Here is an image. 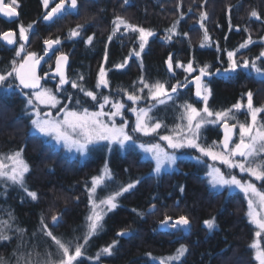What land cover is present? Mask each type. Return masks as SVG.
I'll return each instance as SVG.
<instances>
[{"label":"trees","instance_id":"trees-1","mask_svg":"<svg viewBox=\"0 0 264 264\" xmlns=\"http://www.w3.org/2000/svg\"><path fill=\"white\" fill-rule=\"evenodd\" d=\"M18 2V20L8 23L0 19V31L15 29L19 34L20 23L26 26L36 21L35 33L30 35L29 50L40 55L46 38L59 37L62 41L59 49L70 56L69 77L75 79L78 74L83 73L85 86L93 91H98L95 87L97 72L107 44L109 60L105 67L112 71L108 74L110 88L99 91L102 93H120L117 90L121 88L132 92L133 82H136V88L140 87L141 75L150 83L166 81L167 86L175 84L177 80L184 81L185 73L181 68H176L174 78L167 71L166 61L170 53L174 64L176 60L187 64L195 57L194 67L208 64L213 73L217 68H226V52H217L214 45L200 47L203 34L199 27L201 11L208 12L206 27L214 44L218 42L221 49L237 48L248 37L249 32L256 43L248 49H242L238 57L254 58L264 48V42L260 40L264 37V0H207L206 3L205 0H130L129 4H124L123 0H78V14L66 15L49 24L42 20L45 14L42 0ZM229 5L234 7L229 10ZM252 9L259 12L261 19L250 17ZM181 12L186 15L180 20L178 31L187 32L188 36H178L172 41L164 40L165 30L174 24ZM115 15L124 16L129 22L157 33L149 40L142 54L143 71L135 57H131L124 69L113 68V65L122 63L128 57L136 36L128 34L122 39L109 42L107 38ZM229 17L233 26L231 30ZM77 24L84 25L82 39L68 40L69 30ZM236 26H240L239 30ZM245 27L249 32L243 30ZM89 35H94L91 46L84 43ZM218 56L224 61L223 64L217 59ZM13 58L14 48L0 42V72L9 68ZM53 62V58L48 59L47 69L53 66ZM260 66L264 67V61L260 62ZM247 73L248 70L238 69L230 81L222 79L223 74L207 81L213 93L209 99L210 107L215 110L229 108L238 100L244 99V94L249 90L258 102H264V83L250 78ZM44 84L55 91V83L46 81ZM65 87L68 92L84 99L70 84ZM60 98L67 102L63 95ZM186 100L196 102L192 86L181 88L174 103L159 107V111L155 110V113L170 128L179 113V105ZM84 105L94 108L90 98L89 103ZM129 129L131 130V125ZM205 136L207 142H210L219 140L221 133L217 127L210 126L205 131ZM21 147L24 148V158L30 165L27 185L30 190L38 193V200L32 201L20 189L13 187L9 188L6 198L0 196V209L13 210L17 218L16 224L27 230L28 237L38 230L42 215L54 235L69 238L80 234L76 230L84 224L89 211L85 183L88 182L90 186L91 177L100 173L105 160L109 163L115 181L107 189L100 191L103 194L117 190L119 185L130 180L142 178L136 190L119 198L120 206L107 214L103 231L90 241L87 249V255L94 256L100 248L118 239L115 255L101 256L100 261L84 258L81 264H158V261H153L146 254L167 256L173 254L181 244L189 248L183 264H257L254 252L249 248L255 239V228L245 215L247 204L243 194L213 189L207 182L205 170L193 160L181 159L178 170L163 171L157 176L152 172L155 167L153 160L145 159L142 151L135 146L124 149L115 147L108 158L104 154L96 155V152L85 158L72 157L63 147L56 146L31 129L29 117L25 115V98L19 89L6 91L0 87V153L13 152ZM181 185L184 186L183 193L180 192ZM2 191L3 188L0 187V192ZM152 204L156 205L155 211H150ZM132 209L144 212V217H138ZM57 214L63 216L58 226L51 220ZM165 214L173 220L180 215H187L191 222L190 229H161L160 221ZM212 216L216 217L218 228L209 233L203 221ZM121 229H132L133 233L128 238L117 237V232ZM32 242L39 243L41 250L51 246V239L39 234L32 238ZM16 243L13 239L10 243L0 245V255L8 258Z\"/></svg>","mask_w":264,"mask_h":264},{"label":"snow or ice","instance_id":"snow-or-ice-1","mask_svg":"<svg viewBox=\"0 0 264 264\" xmlns=\"http://www.w3.org/2000/svg\"><path fill=\"white\" fill-rule=\"evenodd\" d=\"M52 0H42L44 9H49ZM207 0H205V3ZM124 4H129L130 0H123ZM123 6V5H122ZM179 6V5H178ZM18 0H0V15L7 18L9 22L18 19L19 13ZM231 10L233 5H229ZM78 0H59L51 7L49 11L42 16L45 22H55L57 19H63L69 14H78ZM191 11V8H189ZM186 14L181 12L179 18L174 24L165 30L166 35L163 38L166 41H172L178 36H188L187 32L180 33L178 26L180 20ZM251 18L261 19L259 12L252 9L249 13ZM209 14L201 11L199 14V27L203 30L200 47H216L217 52H226L227 67L217 68L215 73L210 71V65L204 64L194 67L196 63L195 57L190 59L187 64L176 60L173 63V55L170 53L166 61L167 71L175 77V68H182L185 75L184 81L177 80L176 84L167 86V82L159 80L149 82L143 75L139 77L140 87L136 88V82H133V91L128 92L127 89H118L127 96L128 101H132L133 105L141 101L148 102V107H128L126 103L113 100L110 95H104L102 92L93 91L85 86V76L80 73L75 79L67 75L66 69L69 63V56L64 52L56 55L62 41L59 37L55 39H45L43 41V55H39L34 51H26V44L30 41V35L35 33L34 25L36 21H32L26 26L23 23L18 25L19 39L13 30L0 33V40L7 46H14V58L10 61L9 68L0 72V87L6 91L19 89L25 98V115L29 117L31 129L35 130L43 137H51L57 144H61L69 151L75 149L81 155H85L95 148H107L113 150V146H119L124 149L129 146L138 147L142 153L146 154L145 159L155 161V167L152 170L154 174L159 176L165 165L172 166L177 164L180 157L177 155L178 150L192 149L197 155L191 157L197 164L203 165L207 171L205 176L207 182L213 189L218 191L227 190L232 192L239 190L244 196L247 204L245 213L249 223L255 228V239L249 245L254 252V260L257 264H264V246L261 240L264 239V105L255 106L253 102V92L249 90L244 95L246 103L238 100L229 108L215 110L209 105V99L212 96V89L209 87L206 78L209 76H221L226 82L230 81L238 69L248 70V76L255 78L259 82L264 83V67L260 66V62L264 61V48L254 58L238 59V53L242 49H248L250 45L256 43L253 40L249 29L245 27L243 30L249 32L248 37L232 50L221 49L218 42H213L206 21ZM112 23L111 33L108 41L113 39H122L128 34L136 35L138 41V50L136 48L129 51L128 57L122 63L113 65L115 69H124L128 65V60L135 57L140 62L143 71L142 53L145 52L149 44V39L155 37L157 33L152 29L133 24L124 16L115 15ZM231 18L229 17V28L232 29ZM240 26H236L239 30ZM84 25L77 24L75 28L69 30L68 40L82 39ZM227 39V37H225ZM264 41V37L260 38ZM86 45H93L94 35H89L84 41ZM191 42L189 41V44ZM55 55V70L52 78H58L55 85V91L46 88L41 83L43 77L38 75L37 69L41 62H47V59ZM16 58H19L18 60ZM221 64L224 63L220 57H217ZM109 54L107 44L103 60L99 65L97 72L96 89L108 88L110 81L108 74L111 68H106ZM199 73L195 75V73ZM48 76L49 73H45ZM191 76V79H189ZM11 81V82H10ZM18 81V83H14ZM192 83L195 84V103L187 100L179 105L180 114L176 118L179 122L169 128L164 119L153 115V111H159V106H167L169 102H175L177 94L181 88H188ZM71 85L72 89H76L80 95H74L68 92L66 85ZM147 90L146 95H142ZM64 96L66 103L60 98ZM92 103L95 110L84 107V104ZM197 103H202V107H197ZM40 105L49 108V111L42 112ZM106 106L108 110L105 111ZM30 109V110H29ZM51 109H56L53 116ZM131 112L135 115L134 124L129 131V121L125 118V112ZM244 114L248 117L245 121H240L238 116ZM120 123H117V118ZM210 126H215L223 130V136L220 140L207 142L204 132ZM161 130L167 132L161 135ZM135 134L145 137H158L156 143H139ZM160 141L166 142L165 144ZM106 142V143H105ZM171 150V151H169ZM24 148L21 147L13 152L0 153V187L3 191L0 196L7 197L9 188L20 189L26 197L32 201L38 200V193L30 190L27 185V174L30 172V165L24 158ZM209 160L212 163H209ZM227 169L223 171L217 163ZM239 170V173L246 174L247 179H242L233 170ZM127 171V169H125ZM254 178V179H253ZM115 181L114 174L109 167L108 161L105 160L104 166L100 173L91 177L89 183H85L86 194L88 197L89 211L85 217L84 224L78 226L77 232L69 238L58 237L53 234L45 222L43 215L40 218V226L37 231L28 237L27 230L16 224V216L11 209H0V245L10 243L13 239L17 241L15 248L8 258L0 255V264H81L82 259L100 261L101 256H113L118 248L119 240L114 239L110 244L103 246L94 256L87 255V249L90 241L98 236L104 229L105 217L119 205V198L124 194H131L136 190L137 186L142 182V178L130 180L126 184L118 186L117 190L110 191L106 196L100 197L98 189H107L109 184ZM260 182L258 187L256 182ZM180 192H184V186H180ZM79 199L78 197L76 198ZM155 199V197H154ZM23 202V198H22ZM156 205L150 206V211H155ZM138 217H144L145 213L137 209H132ZM6 216L7 218H3ZM62 214L53 215L52 223L58 226L62 222ZM161 226L165 230L184 231L190 229V218L187 215H180L178 219L165 214L164 219L160 221ZM209 233L218 228L216 217L212 216L203 221ZM82 229V231H81ZM133 233L132 229H121L117 232V237H130ZM51 239V246L40 249L39 243L32 242V238L37 235ZM189 248L185 244H181L173 254L161 257H155L151 253H147L153 261L158 264H183Z\"/></svg>","mask_w":264,"mask_h":264},{"label":"rangeland","instance_id":"rangeland-1","mask_svg":"<svg viewBox=\"0 0 264 264\" xmlns=\"http://www.w3.org/2000/svg\"><path fill=\"white\" fill-rule=\"evenodd\" d=\"M59 0H52V2H50V5H49V9H44L45 10V12L46 11H48V10H50L51 9V7H52V5H55V3L56 2H58ZM137 35V34H136ZM50 38V37H49ZM49 38H46V39H49ZM18 39H19V34H18ZM52 39V38H51ZM151 39V38H150ZM149 39V40H150ZM30 42H31V36H30V41H29V43H27L26 44V51H30L29 50V48L31 47V45H30ZM261 42H264V41H261ZM133 48L132 49H134V48H136L137 50H138V41H136V36L134 37V40H133ZM147 48V47H146ZM131 49V50H132ZM60 52H64L65 53V51H63V49H59L58 51H57V53H56V55H58ZM143 54V53H142ZM134 57V56H133ZM238 59H240L241 61H242V56H240V57H237ZM131 58H129V60H130ZM128 60V61H129ZM182 69V68H181ZM183 70V69H182ZM195 74H197V73H195ZM186 75V74H185ZM185 75H184V79H185ZM183 79V80H184ZM189 79H191V76H189ZM176 84V83H175ZM209 85V84H208ZM44 87H46V88H48L47 86H45V85H43ZM110 88V85H109V87L108 88H101V89H98V92L99 91H102L103 89H106V90H108ZM146 93H147V90H145V93H143L142 95H146ZM104 95H110L111 97H112V99L113 100H119V101H122V102H124V103H126V105L128 106V107H148V102H146V101H141V102H139L138 104H136V105H133V103H132V101H128L127 100V96L124 94V93H122V92H120V93H110L109 91H108V93H103ZM177 99V98H176ZM175 99V100H176ZM243 102H245L246 103V96H245V98L243 99ZM253 102H254V105L255 106H261V105H264V102H258L257 100H256V98H255V96L253 95ZM170 103H172V102H169V104ZM86 105H84V107H85ZM196 106L199 108V107H202L203 105H202V103H200V105H197L196 104ZM159 107H163V106H159ZM40 108H41V110H42V112H47V111H49V108L48 107H46V106H44V105H40ZM89 108V107H88ZM91 110H95V108H90ZM30 110V109H29ZM108 110V106H106V108H105V111H107ZM51 111H52V114H53V116H55V114H56V109H51ZM179 113L176 115V117H178L179 116V114H180V109H179V111H178ZM153 115H155V116H159L157 113H155V110L153 111V113H152ZM125 118L126 119H128V121H129V125H133L134 124V121H135V115L133 114V113H131V112H125ZM176 119V118H175ZM238 119L240 120V121H245V120H247L248 119V117L246 116V115H244V114H241V115H239L238 116ZM165 121V120H164ZM121 121H120V118L118 117L117 118V123H120ZM177 122H179L177 119L173 122V125H174V123H177ZM172 125V126H173ZM171 126V127H172ZM170 127V128H171ZM212 127H215V126H212ZM35 131V130H34ZM129 131H130V129H129ZM39 134V133H38ZM160 134L161 135H165V134H167V132L165 131H161L160 132ZM136 135V137L138 138V142L139 143H156V142H158V140H159V138L158 137H145V136H141V135H139V134H135ZM204 136H205V132H204ZM45 138H47L48 139V141H50L51 143H53V144H55L56 146H58V147H63L65 150H66V152L70 155V156H72V157H76V156H80V158H85L86 156H88V155H91V154H94L95 152H96V155H102V154H104L107 158L109 157V155L111 154V152L112 151H109L107 148H95V149H93L92 151H90L89 153H87V154H85V155H81L80 153H78V152H76V150L75 149H72V151H69L67 148H65L63 145H62V143L61 144H57L54 140H52L51 139V137H45ZM213 140H211L210 142H208V143H211ZM106 143V142H105ZM160 143H162V144H165L166 142H163V141H160ZM115 147H119V146H116V145H114L113 146V149L115 148ZM138 148V147H137ZM139 149V148H138ZM169 151H171V150H169ZM144 154V153H143ZM198 153H196L194 150H192V149H181V150H178V152H177V155L180 157V159H178L177 160V164L176 165H172V166H168V165H165V167L164 168H162V170H161V172H163V171H173V170H178L179 169V167H178V162L181 160V159H190V160H192L191 159V157L193 156V155H197ZM146 154H144V156H145ZM194 161V160H193ZM153 162H154V164H155V161L153 160ZM209 163H212L210 160H209ZM217 163V166H220L221 168H222V170L223 171H225V172H227V169H224L223 168V166H221V165H219V163L218 162H216ZM109 164V163H108ZM104 166V165H103ZM202 168H203V170H205V171H207V169L203 166V165H200ZM103 168V167H102ZM236 174H238L242 179H247L248 177L246 176V174H241V173H239V170L238 169H236V170H233ZM254 179V178H253ZM254 182H256V181H254ZM257 183V185H258V187H259V185H260V182H256ZM101 191V189H98V194H99V196L100 197H103V196H106L107 194H103V193H101L100 192ZM100 192V193H99ZM232 192H239V190H234V191H232ZM106 193V192H105ZM241 193V192H240ZM242 194V193H241ZM170 229V228H169ZM261 244H262V246H264V239H262L261 240Z\"/></svg>","mask_w":264,"mask_h":264},{"label":"water","instance_id":"water-1","mask_svg":"<svg viewBox=\"0 0 264 264\" xmlns=\"http://www.w3.org/2000/svg\"><path fill=\"white\" fill-rule=\"evenodd\" d=\"M5 2H6V0H5ZM17 12L19 13V11L17 10ZM0 17L1 18H3L4 20H6V21H8V19L7 18H4V17H2V15H0ZM16 20V19H15ZM15 20H12L11 22H13V21H15ZM9 22V21H8ZM43 22H45V21H43ZM45 23H52V22H45ZM13 31H15V30H13ZM16 32V31H15ZM3 44H5L2 40H0ZM6 45V44H5ZM7 46V45H6ZM8 47H10V48H15L16 47V45H14V46H8ZM67 54V53H66ZM43 55V54H42ZM59 55V54H58ZM68 56H69V54H68ZM55 59H56V57H55ZM46 60H47V58H46ZM174 63V62H173ZM46 64H47V62H44V61H42L41 62V65L39 66V68L37 69V73H38V75H40L41 77H43V79L41 80V83L43 84V82L44 81H46L47 79H48V77H51V81L52 82H54V83H56L57 81H58V78H52L53 76H54V70H55V61H54V66H53V69L52 70H50L49 72H47V73H49V75L48 76H45L44 74L43 75H41V72H42V70L44 69V67L46 66ZM175 65V64H174ZM69 66H70V56H69V63H68V66H67V69H66V72H67V75H68V73H69ZM215 73V72H214ZM221 74H223V73H220V74H218V75H221ZM171 75V74H170ZM198 75V74H197ZM218 75H214V76H218ZM69 76V75H68ZM172 76V75H171ZM175 76H176V68H175ZM213 78V76H209V77H207L206 78V80L207 81H209V80H211ZM190 86H192L193 87V97L195 98V95H194V93H195V84L194 83H192ZM195 100H196V98H195ZM221 132H222V136H223V130L221 129ZM160 228L161 229H164L163 228V226H161V224H160ZM128 238V237H127ZM107 264H112V263H107Z\"/></svg>","mask_w":264,"mask_h":264},{"label":"flooded vegetation","instance_id":"flooded-vegetation-1","mask_svg":"<svg viewBox=\"0 0 264 264\" xmlns=\"http://www.w3.org/2000/svg\"><path fill=\"white\" fill-rule=\"evenodd\" d=\"M6 2H8V0H6ZM59 2V1H58ZM58 2H56V3H58ZM55 5H52V7H54ZM17 10H18V8H17ZM19 11V10H18ZM49 11V10H48ZM46 13V12H45ZM19 15H20V12H19ZM19 18V17H18ZM0 19H2V20H4L3 18H1L0 17ZM18 19H16L15 21H17ZM5 22H8V21H6V20H4ZM15 21H13V22H15ZM13 22H8V23H13ZM8 30H15V29H6V30H3V31H0L1 33H3L4 31H8ZM16 31V30H15ZM16 35H17V39H18V33H17V31H16ZM1 42V41H0ZM2 43V42H1ZM5 45V44H4ZM16 47H17V45H16ZM43 54V53H42ZM42 54H40V55H42ZM51 58H53V60H54V58H55V55H53ZM47 62H48V59H47ZM53 69V66L51 67V68H49V69H47V64H46V66L44 67V69L42 70V72H41V75H43L44 73H47V72H49L50 70H52ZM46 81H50V82H52L51 81V77H48V79L46 80ZM46 81H44V83L46 82ZM58 83V81L55 83V84H57ZM45 85V84H44ZM219 129V131H220V133H221V137H220V139H222V132H221V128H218ZM219 139V140H220Z\"/></svg>","mask_w":264,"mask_h":264}]
</instances>
